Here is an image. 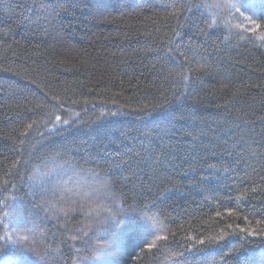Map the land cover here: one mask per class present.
<instances>
[{"label":"trees","instance_id":"obj_1","mask_svg":"<svg viewBox=\"0 0 264 264\" xmlns=\"http://www.w3.org/2000/svg\"><path fill=\"white\" fill-rule=\"evenodd\" d=\"M242 3L0 0V264H264Z\"/></svg>","mask_w":264,"mask_h":264},{"label":"snow or ice","instance_id":"obj_2","mask_svg":"<svg viewBox=\"0 0 264 264\" xmlns=\"http://www.w3.org/2000/svg\"><path fill=\"white\" fill-rule=\"evenodd\" d=\"M242 6L245 7V8H252V7H254V6H255V4H254V0H244V3H242ZM228 7L235 8L236 6H235L234 4H232V5H228ZM261 7L264 8V0H261ZM237 11H239V9H237ZM57 119H59V117H57ZM65 123H66V122H65ZM29 127H31V126H29ZM6 215H10L11 218H12V220H13L14 222H16V223H19L20 220L22 219L18 213H12V214H6ZM218 215H219V213H218ZM250 234L253 235V236H255V235H257L258 233L252 231V232H250ZM259 234H260V235H264V232H261V233H259ZM223 238H224V237L221 236V237H216L215 239H216L217 241H219V240H222ZM203 242H204V241H198V243H203ZM148 247L151 248L152 245H148ZM37 255L39 256L38 253H37ZM40 258L43 259V257H40Z\"/></svg>","mask_w":264,"mask_h":264}]
</instances>
